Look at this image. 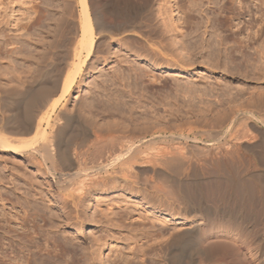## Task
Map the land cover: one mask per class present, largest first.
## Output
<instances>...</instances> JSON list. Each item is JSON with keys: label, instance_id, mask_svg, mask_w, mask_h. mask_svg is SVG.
<instances>
[{"label": "rangeland", "instance_id": "rangeland-1", "mask_svg": "<svg viewBox=\"0 0 264 264\" xmlns=\"http://www.w3.org/2000/svg\"><path fill=\"white\" fill-rule=\"evenodd\" d=\"M165 1L154 0L150 9L158 17L174 5L168 22L177 43L151 30L144 19L142 29L150 33V40L98 35L97 52L56 111L64 106L63 111L74 113L78 107L81 129L89 125L138 131L159 125L178 135L191 126H216L223 115L236 110V90H243L245 99L264 84V79H249L253 70L247 77L244 66L238 68L242 59L236 51L248 42L249 28L233 36L215 24L226 0H202L203 12L196 6L186 10L188 2L199 0H168L163 5ZM80 9L79 0H0V72L5 75L0 74L8 77L7 86L34 88L48 82L51 73L57 79L51 96L59 93L63 77L72 73ZM232 23L233 31L242 26L237 19ZM158 24L162 25L161 17ZM198 146L189 141L187 155L198 156L203 143ZM51 176L26 155L0 150V264H7L8 258L15 264L27 259L30 264H52L43 250H52L54 244L61 255L57 264H138L142 252L158 240L160 229L181 225L182 218L171 214L179 212V206L157 177L147 181L142 174L120 185L107 179L106 185L80 198L71 190L61 191ZM10 225L17 232L10 231ZM220 230L236 232V226L224 220ZM223 243L220 255L228 264H253L246 245L228 239ZM262 248L264 259V241Z\"/></svg>", "mask_w": 264, "mask_h": 264}, {"label": "bare ground", "instance_id": "bare-ground-1", "mask_svg": "<svg viewBox=\"0 0 264 264\" xmlns=\"http://www.w3.org/2000/svg\"><path fill=\"white\" fill-rule=\"evenodd\" d=\"M153 1L79 0L80 33L70 57L72 73L63 77L56 96H51L57 83L56 76L51 73L48 82L40 80L42 83L35 84L34 88L29 84L19 90V85L7 86L4 81L9 79L0 72L4 77L0 74V150L26 155L52 175L61 191L71 190L80 198L100 188L99 185H106L107 179L119 185L142 174H146L147 181L154 177L161 179L173 204L176 202L179 206V212L171 214L182 218L181 225L171 230L160 229L156 233L158 240L148 251L142 252L138 264H228L220 255L225 239L246 245L253 264H264V84L250 90V96L245 99L241 98L245 92L236 90V110L230 115L226 112L228 117L220 116L216 126L190 125L186 133L178 128V135L177 131H167L159 125L132 131L82 124L81 129L77 123L82 116L78 107L74 113L63 111L64 106L56 111L89 57L97 52L98 35L104 39L115 35L129 39L139 35L150 40V33L142 29L144 19L151 30L159 31V35L172 44L177 43L171 39L169 33L174 27L168 22L174 5L160 12L161 25L158 17H154V10L150 9ZM233 1L219 4L221 17L215 18V24L233 36L249 28L248 42L240 46L242 50L236 51L242 59L238 68L244 66L247 77L253 70L249 79L262 80L264 0H238L236 5ZM187 4V11H193L196 6V10L203 12L202 0ZM175 6L182 9L178 3ZM103 14L110 16L109 21L103 20ZM234 19L242 26L233 31ZM254 27L256 30L252 31ZM175 138L183 142L176 143ZM189 141L197 147L203 143L198 156L187 155L185 148ZM204 172L208 175L205 178ZM224 220L235 225L236 232L221 231ZM11 229L16 231L10 225ZM254 244L257 245L251 246ZM52 248L43 253L52 264H57L60 254L55 244ZM8 261L7 264H15L10 258ZM16 264H30V261Z\"/></svg>", "mask_w": 264, "mask_h": 264}]
</instances>
